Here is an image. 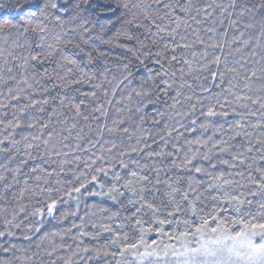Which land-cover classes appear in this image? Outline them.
I'll return each mask as SVG.
<instances>
[{
  "label": "snow or ice",
  "instance_id": "6c2138e0",
  "mask_svg": "<svg viewBox=\"0 0 264 264\" xmlns=\"http://www.w3.org/2000/svg\"><path fill=\"white\" fill-rule=\"evenodd\" d=\"M6 6L21 18L0 19V189L6 195L25 169L38 181L59 176L56 168L63 171V164L71 163L72 149L89 156L85 168L111 157L113 168L118 165L130 178L113 171L116 183L89 195L107 197L125 210L131 206L125 219L134 220L136 232L130 240L104 226L112 236L89 247L80 237L99 241L100 234L81 230L71 235L73 248L65 240L72 228L42 231L39 221L25 225L31 234L18 237L35 243L37 251L29 255L28 248L8 247L3 240L16 237L11 229H20L29 215L43 217L45 208L55 219L57 202L28 215L21 207L12 217L21 216L19 222L5 218L0 231V252L11 253L0 264H45L42 246L48 264H111L108 257L115 264H264V0H118L114 5L112 0H0V11ZM108 13L106 22L98 20ZM117 22L115 35L105 39L103 33ZM97 23L100 32L93 36ZM96 41L122 49L115 57L119 75L109 79L106 66L99 73L86 71L101 58L107 61L109 54ZM84 84L92 90L77 87ZM112 106L116 118L110 117ZM146 124L158 131L145 135ZM119 133L135 137L136 146L117 143ZM174 133L176 152H165ZM182 150L179 163L171 159ZM141 154L161 164L169 159L170 169L186 174L187 186L182 174L162 180V167L135 158ZM93 171V185L99 174L108 176L103 166ZM205 176L207 187L199 191ZM86 187L82 183L73 191ZM209 199L212 210L205 213ZM151 233L157 238L149 242L145 237ZM111 245L117 250L110 251Z\"/></svg>",
  "mask_w": 264,
  "mask_h": 264
},
{
  "label": "trees",
  "instance_id": "16d2710c",
  "mask_svg": "<svg viewBox=\"0 0 264 264\" xmlns=\"http://www.w3.org/2000/svg\"><path fill=\"white\" fill-rule=\"evenodd\" d=\"M118 2V0H112L113 5ZM8 4H14L15 0H7ZM22 15V14H21ZM112 14L108 13L106 16H100L98 20L100 22H106L109 17H111ZM14 22L15 19H20L21 16H14V14L9 13L7 11V6L3 11H0V19L4 18H13ZM94 23H96V18H91ZM120 27L119 22H117L114 26H111L108 28V30L103 33L105 39H109L113 37L116 33V30ZM58 31V30H57ZM100 27L99 23H97V27L92 33L93 36L96 34H99ZM121 43H125L123 39L120 41ZM96 46L106 53H108L107 61L105 59L101 58L99 61L94 62L93 65L86 69V71L91 72H102L104 70V67L111 69V72L108 74V78L111 79L112 75H119L118 69L116 67V60L115 57L119 55L122 52V49L115 48L108 44H102L99 41L95 42ZM3 39L0 38V47H3ZM19 51V50H17ZM95 55V53H94ZM79 59V57H78ZM49 71H51V66L48 65ZM102 79V78H101ZM82 92L84 91H91L92 85L91 84H84V85H78ZM119 97H117L118 99ZM195 99V98H194ZM199 109V106H198ZM116 108L115 106L110 107V117L116 118ZM126 115V113H125ZM196 116L199 115V110H197ZM192 118H195L193 116ZM187 123V121H184ZM109 125H111V119L108 121ZM145 132L144 134L147 135L148 131H152L153 134H155L158 129H152L150 125H144ZM27 131V130H25ZM35 131V130H33ZM129 131H133L132 128H129ZM119 139H117V143H120L121 140L124 141V144L126 146H136V138L133 137L132 140H128L126 136L123 135V133H119ZM140 135L139 132H137V136ZM188 135L189 139H194L195 134H186ZM158 141V137H157ZM159 142V141H158ZM176 143L175 141V133L173 134V140L169 143L168 147L164 148L165 152L173 151L176 152L175 149H173L172 144ZM148 144L151 146V148L155 149L156 151H160V148L157 147L155 144H152V141L149 140ZM179 146L183 149L184 148V140L181 138L178 142ZM139 147H144L143 144L139 145ZM163 147V145H161ZM97 155L99 156L100 153L97 151ZM136 159H140L142 163H147L150 165H156L159 167H162L161 171V179H167L168 177H174L175 174H182L185 175V187L186 184V174L180 173L178 169H170V160L165 159L162 164L158 160V158H146L141 154L140 157H135ZM183 158V150L180 151L178 154H175L171 159H175L177 163L180 162V160ZM57 159H65L64 157H60ZM89 159V156L83 152H77L75 149L70 150V155L67 157V160L71 161V163H65L63 164V171L59 167L56 168V172L60 173L59 176L53 175L49 179H40L39 181L35 179L34 175H28L27 169H25V175L20 178V183L16 184L6 195L3 193V189H0V195H5V198L0 199V231H3L5 229V218L8 220H12L14 213L19 212V209L21 207H24L26 209V212L22 215H28L31 212H33L36 208H44L45 204L51 203L53 200L57 202V207L54 210V216L50 217L47 215V211L45 208V215L43 217L39 216H28V220H25L24 225H21L20 229L12 228L11 230L16 233V237H8L6 240H3V243L5 246L11 247V245H15L17 248H28L29 252L28 254L31 255L32 252L37 251L35 248V243H32L29 245L28 241H25L23 239H19L18 237H22L25 234H31L28 231V228L25 227V225H34L39 221H43L44 228L42 231H60L63 233L68 228H72V232L65 236V240L67 243L72 244L73 248H75L76 242L71 240V235H77L79 236V232L82 230L84 232L89 233L90 235H96L100 234L99 241H93L88 236L80 237L84 240V244L91 247L96 244H104L106 242L107 238H110L112 236V233L104 232V226H111V228L114 230V232H119L122 235L124 233H127L129 236V239L133 237V234L136 232V229L133 227L134 220H126V217H130L132 215V212L134 211L131 206L127 210H125L124 207L121 206V204H113L111 200H109L107 197H100V196H92L89 195L90 192H106L109 187H111L112 183H116L112 180V172H119L120 175L124 179H129L127 175H125V170L119 168L117 165L113 168V164H115V160H113L111 157H109L108 163L98 161L97 164L93 165L92 168H85L84 162ZM125 160H127V157H124ZM214 163H217V170H222V166L219 165V163L215 160H213ZM198 165L201 164V162H197ZM103 166L106 170H108V176H104L103 174L98 175V181L95 185L89 183L91 180L92 175H97L95 171H93V168ZM207 167V162H203V165ZM139 171V169H136ZM51 171V169H49ZM209 171H212V169H209ZM154 175V174H153ZM79 177V179H77ZM200 179V177H197ZM210 179V177H203V180L205 183L203 186L199 189V191H204V189L207 187V181ZM27 180V188L28 191H25V183L24 181ZM59 181V182H58ZM85 184L86 188H81L80 193H76L73 191V188L80 187L81 184ZM103 183L105 187L101 189L99 187V184ZM123 183V180L120 181L117 184V187L120 186V184ZM169 183H171V180H169ZM38 186V187H37ZM43 188L44 192H40L39 189ZM123 191V189H121ZM161 190L163 192V186H161ZM33 192L36 194L34 195ZM69 193L71 195H69ZM23 197L22 199H19V197ZM124 205H127V194L125 197L121 198ZM66 202V203H65ZM77 204H79V208H77ZM98 205V207H97ZM100 208H107V212L100 211ZM212 210V202L209 199L207 201V207L204 208V212L207 213ZM76 213V216L70 215V213ZM118 212L119 215L112 216V213ZM65 214H68L65 218ZM215 214V213H214ZM80 217L83 219L81 220ZM111 217V218H110ZM21 219V216H17L15 220H12V223L15 224L19 222ZM80 225L81 228H73L72 225ZM95 225V227H93ZM214 226V225H212ZM167 228V226H166ZM39 234H37L38 236ZM138 239V236L136 237ZM155 233H151L148 236L145 237L146 240L149 242L152 239H156ZM34 241L37 239L36 236H34ZM56 243L59 245L61 243L60 238L56 237ZM46 250V246H42L40 250V255L43 257L45 264H48V257L43 256L44 251ZM110 251H116L117 245H111L109 248ZM62 253H57L56 255L59 256ZM16 255L21 256L23 259V253L17 252ZM5 256L11 257V253L5 254L3 252H0V260H4ZM108 261L111 262V264H115V260L112 257L107 258ZM14 264H21L20 261H15ZM26 264V262H25ZM35 264H39L38 261L35 262ZM57 264H60L59 260H57ZM82 264V262H81Z\"/></svg>",
  "mask_w": 264,
  "mask_h": 264
}]
</instances>
